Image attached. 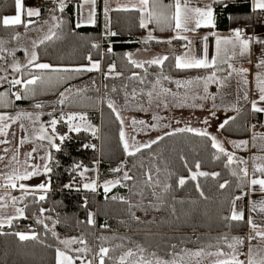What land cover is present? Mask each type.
<instances>
[{
	"label": "trees",
	"instance_id": "obj_1",
	"mask_svg": "<svg viewBox=\"0 0 264 264\" xmlns=\"http://www.w3.org/2000/svg\"><path fill=\"white\" fill-rule=\"evenodd\" d=\"M75 1L69 0L65 5L62 12L65 23L58 30L59 38H53L36 47L39 61L54 66H78L88 61L86 57L89 54L92 59L101 56L102 67L105 68L109 62H114L117 64V69L123 73L120 77L102 78L103 84L109 89L115 87V94L121 91L122 87L131 91L134 83L139 81L129 77L133 73L141 75L145 72L143 68L131 65L123 56L125 51L142 45L137 41L138 36L145 30L139 25V12L110 11L109 27L117 35L101 36L99 10L94 24L77 26ZM171 1L163 0V3L168 4ZM52 4V0H43L39 7L41 15L47 13ZM14 8V0H0V18L3 14L14 12ZM214 10L219 16L216 20L218 27L225 28L230 24L235 26L239 22H245V29L247 28L249 32L253 25L259 23L256 19L259 10H253L249 0H222L214 3ZM225 14H229V20L225 19ZM15 28L18 26H0V34L11 36ZM97 40H101L103 45L110 46L112 51L100 54L99 49L92 47L93 42ZM176 53L168 52L166 55H169V60L165 61L162 68L151 66L153 68L151 73L158 75L168 72L179 75L197 70L176 69L174 67ZM29 71L34 74L40 73V70L31 66L22 67L25 79ZM141 76L145 77V75ZM7 77L8 80L20 78L21 73L14 72ZM86 77H92L97 81L98 72L73 74L72 79L58 84L55 81L51 85L38 84L35 97L29 96L16 101L14 96H11L12 106L0 110L10 111L13 107L34 108L37 103L45 107H53L54 101L57 104L55 97L65 86L71 81H79ZM150 79L146 78L144 83L149 84ZM10 88L13 92V88L7 82H0V92ZM83 90L78 96L70 95V102H66L64 106L86 110L90 120L98 125L99 131L96 136L83 129L78 133L68 131L65 135L68 138L58 142L60 151L50 147L52 162L49 166L52 172L48 173L51 188L47 192V198L37 203L29 195L23 202H18L22 207L27 205L25 208L27 218H17L11 226L0 228V264H56L55 249L58 247L64 249V245L60 244L59 240L70 236L88 242L91 251L84 255L89 259H92L95 251L99 252L101 246L116 249L110 251L111 258L105 257V264H115L117 255L129 248L136 250L137 246H142L148 252H155L159 257L171 258L173 252L181 253L188 247H206L209 243H217L218 238L223 235L231 238L246 230V220L239 224L231 222L233 226L230 228L227 226L229 222L222 219L230 215L231 202L236 195L245 193L247 189V178L243 182L241 179V170L246 164L240 163L242 159L239 156H234L233 163L229 164L227 156L212 147L210 136H199L187 131L166 132L174 134L164 133L159 136L163 139L153 144L151 148L142 149L136 155L128 156L119 136L120 123L108 108L105 97L103 95L99 97L96 86H89ZM19 91H22V88ZM250 117L249 106L244 103L226 119L229 122L220 130L231 137H246ZM58 127L63 133L66 131L63 124H59ZM85 145H95V147H85ZM217 155L219 159H216ZM122 162L125 165L123 171H112ZM197 163L200 165L199 169L195 167ZM77 164L81 167L74 170ZM83 166H97L100 184L95 192L81 187L79 171ZM157 168L160 169L159 173L156 171ZM149 170L153 178L160 181V187L155 188V191L163 194L162 203L155 200L152 187L144 184L145 173ZM124 171L134 179L124 181L122 179ZM200 171L220 175L198 176L197 181L189 179L192 172ZM234 171L236 175L232 174ZM181 177L187 181L183 187L178 184ZM113 178L121 180V183L105 193L101 183ZM225 181H228L227 186L220 188L219 185ZM197 182L200 185L199 189L195 186ZM66 184H73V188H66ZM164 184L170 186L166 193L163 189ZM77 188L80 190L77 191ZM200 191H203V196L200 195ZM140 192H143V197L138 194ZM20 196L22 193L18 197ZM121 197L132 205H140L131 209L135 217H139V221L131 215L129 203L119 199ZM153 203H158L159 210L150 206ZM40 208L49 211L41 213ZM89 213L94 214L92 217L95 220L94 225L88 223ZM38 218L43 219L48 227L45 228L43 224L37 223ZM56 221L58 223H55ZM16 232H35L38 238L21 241L15 235ZM53 232L57 233L59 240L52 235ZM102 237L107 239H101ZM117 245L123 247L117 248ZM221 246L226 247L223 244ZM82 247L84 245L80 244V248ZM75 249L71 248L68 251L72 255H81L75 252ZM95 262L98 264V255Z\"/></svg>",
	"mask_w": 264,
	"mask_h": 264
},
{
	"label": "snow or ice",
	"instance_id": "obj_2",
	"mask_svg": "<svg viewBox=\"0 0 264 264\" xmlns=\"http://www.w3.org/2000/svg\"><path fill=\"white\" fill-rule=\"evenodd\" d=\"M222 2V0H211V2L204 7L199 6H190V0H172L171 3L164 4L163 0H135V2H131L129 4L118 5L116 9H110L108 7V0H105V16H108L109 11H138L141 13L139 25L141 28H147L150 23H155L157 28L160 31H173L175 35L167 40H161L152 35L149 32L148 37L144 40V43H148L149 41L156 40L157 43H171L174 39H179L185 41V43L181 46L184 51L182 54L174 56V67L179 70H188V69H204V70H212L209 75L206 76H196L192 79L184 80L183 82L177 80L175 81L177 87H185L189 88L193 85H197L199 83H203L204 92L207 93V87L209 83H219L221 87L225 85V82L230 79L233 74L239 75L242 78V82L244 85L249 83L247 79L248 69L240 67L236 68L231 61L236 58L237 55L245 56L250 52V45L253 43L252 38H244L242 36L241 29H234V38H216V48H215V58L210 59L208 50L205 47L201 50L200 55H196L193 53L192 41L187 35H183L182 33L195 32L201 27H210L215 28V20H214V9L212 7L213 3ZM16 14L12 16H5L0 18V26L9 27V26H19L24 25L27 29L30 25L37 23V21L32 20V17H40L41 10L38 7H25L24 0H14ZM97 0H83V3L79 5L81 9H83L84 5H91V9L88 12L87 23L94 24L95 23V6ZM65 8V0H60L59 2V11L63 12ZM254 8L258 10H264V0H255ZM55 11V10H52ZM26 14L27 20H22V15ZM53 23L49 26L47 33L43 36L42 39L37 43L33 41V49L38 47V44H44L46 41H50L53 38H59V34L56 29L60 28L65 21L61 20L59 17L53 15L52 16ZM44 24H48V21H43ZM79 26V25H77ZM110 36H116V32L108 31L107 33ZM215 35V33H213ZM13 39H19L20 34L14 33ZM207 40V37L203 38ZM256 43L264 44V41L257 40ZM7 43L4 39H0V53L7 52L10 56H15V51L9 50L4 47ZM228 45H231V54H229ZM92 47L94 49H98L99 44H93ZM239 49V51H237ZM27 51V49H25ZM109 52L112 51L111 48L108 49ZM169 55L156 56L150 60L138 61L133 59L131 54H127L128 62L136 68H144L145 64L147 65H155L159 67H163L165 61L169 60ZM86 59L89 61L86 65H78V66H54L50 63H41L39 61L38 53L33 50L30 53V57L27 61V64L21 65L19 61L14 60L11 64L12 69L21 73L20 78H13L8 80V77L0 76V82H7L12 88L16 86H22V91L11 92V88L7 91L0 92V108H8L12 106L13 101L10 99L11 96H14L16 101L25 99L29 96L35 97L37 95V85H51L53 81L57 84L60 82H67L68 80L73 78V74H81L83 72H91V71H100L101 63L99 60L93 61L91 54H89ZM0 60H7V56L0 55ZM223 65H227V68H224ZM29 66L40 70L39 74H34L33 72H27V76L30 78L25 79L24 73H22V67L28 68ZM259 67H264V59H261L259 63L256 65ZM0 71H6V69L0 68ZM145 72L147 73V69L145 68ZM218 72H227V75L224 77H219L217 75ZM55 74V75H53ZM120 77L123 75L121 72L116 71L115 63H112L108 66V70L105 73V79H108L110 76ZM162 76V74H161ZM164 80H168L169 77L162 76ZM129 79H136L139 83L143 84L145 77H140L138 73H133ZM239 83V82H238ZM255 86L259 92V101L264 102V73H259L255 76ZM107 87V85H105ZM127 87V86H125ZM157 87L160 90L157 92ZM83 89H71L66 88L63 92L59 93V99L57 103L59 105H64L66 102H70L69 93H71L72 97L78 96ZM112 91L115 92L116 88L113 87ZM132 97L135 98L137 96V90L133 89L131 93ZM148 97L147 103L151 104L154 99H158L160 104L166 108L168 106L166 102V97L171 95L174 99L179 97L178 93L172 92L169 88H163L161 86V78H157L155 83L152 85V90L146 93ZM128 93H125L126 104ZM163 97L164 99H160ZM187 93H185L184 97L178 99L179 104H183L187 100ZM196 98L195 96L193 97ZM209 97L207 95L200 96L199 99L206 100ZM244 98L247 99V90H245ZM211 99L213 102L215 101V96H212ZM158 104L157 106H160ZM107 106L111 111L115 114L116 119L119 121L121 125V130L119 133L120 139L123 143V149L128 156H134L139 153L142 149L151 148L153 144L158 143L159 140L163 139V137H158L155 140H151L147 143H137L135 142V138H133V143H129V140L126 137V133L123 129L124 119L120 115V111L116 108L115 101L109 99ZM202 106V105H201ZM35 108H42L43 105L40 103L35 104ZM141 110H143V106L139 105ZM213 107L216 105L213 103ZM252 108L256 112H264V108L257 107V101L252 102ZM238 110V109H236ZM215 115V113H212ZM49 115H52L49 113ZM68 122V129L70 132H80L82 129L84 131H90L93 136H96L99 129L91 124L88 119L87 113H76L70 112L60 117V120L65 119ZM154 119H159V117H154ZM27 120L31 123V129L26 127L22 122ZM57 118L53 117L50 121H48V127L44 125V123H40L38 127H35L37 121H39V115L36 114L34 116L31 112L26 111H18L15 115L9 114L7 112H0V145L10 144L11 141L7 139L9 135V130L12 127V124L16 122L20 123L21 131L25 133H30V135L22 136L19 138L17 150L12 154L11 158L8 160L4 166L10 167L12 165H19V167H12L11 172H0V178L4 180V183L0 184V188L4 189H16L17 187L22 192V196H10V193L5 191L3 196H0V211L6 209L9 205L6 203V198L10 196L11 206L15 207L18 202H23L29 195L33 197L34 202L45 201L47 198V192L51 188L50 178L45 182H41L35 185H29L27 183H23L24 181H29L34 178H38L42 175H47L52 172V168L49 166L52 162V155L50 152L45 151V155L40 157L41 160L47 161L43 165L38 163H33L32 161L36 158L34 156L35 153H38L41 149H45L47 147H51L56 149V151H60V145L56 144V139L58 138L61 142H63L68 137L65 135H58L56 133V125L60 122ZM75 122V123H73ZM228 120L223 121L219 128L223 129ZM204 123H208L207 119H205ZM133 126L145 125V121L133 120ZM49 127L51 128V132H49ZM152 127H156L153 125ZM142 130V129H141ZM176 132H193L199 136L208 137L210 134L206 130H199L191 127L179 128L175 130ZM174 133H166L165 135H171ZM13 137H15V132L12 133ZM212 141V147L218 149L219 153H224L227 156L228 163L232 164L234 161V156L232 153L226 151L223 147L222 143L217 140L215 136H210ZM255 139V137H254ZM35 141L47 142V145L41 143L37 144L35 147L31 149V151L24 153V159H20V151L19 148L22 147L26 143H33ZM236 144V146L247 145V141L232 142ZM85 147H95V145H85ZM10 151L8 148H4V155H0V163H4L7 153ZM216 159H219V156H216ZM258 160H264V157H256ZM240 163L247 164V161L241 160ZM124 163L122 162L120 166L112 169L114 172H121L124 169ZM142 166V165H141ZM81 165L77 164L74 166V170L80 168ZM135 167V165H134ZM197 169L200 168L199 163L195 165ZM22 169V170H21ZM85 169L84 171H87ZM157 173H159L160 169H156ZM191 171V170H189ZM255 171L264 175V164H258L255 166ZM242 172V182L248 177V169L247 167L241 170ZM236 175L234 171L232 173ZM79 175L81 177L84 176V172H80ZM218 177L219 173H207V172H192L189 179L193 181H197L198 176L207 177V176ZM145 185H150L153 189L152 195L155 197V200L159 203L163 202V194L157 193L155 188L160 187V181L158 179H154L151 170L145 173ZM122 179L124 181L133 180L134 177L129 175L127 171L123 172ZM186 179L181 177L179 178L178 184L180 187H183L186 183ZM121 180L115 181H105L102 185L104 192L108 193L111 188L115 187L117 184H120ZM251 186L252 192L256 191L255 186L259 185V191L264 193V178H255V176L248 181ZM228 184V181L220 184V188H225ZM197 189L200 188L199 183L195 185ZM66 188H73V184H66ZM81 187L85 190H89L95 192L97 190L96 180H91L88 183H83ZM169 185L164 184L163 189L166 193L169 189ZM77 191L80 188L76 189ZM39 193V195H37ZM141 197H143V192L138 193ZM251 193H244L242 196H237L234 198L232 203V210L229 216H225L222 219L228 221V227H232L233 224L231 222H236L237 224L245 222L244 212L242 210H238L236 207V201L242 200L244 195H250ZM200 195L203 196V191H200ZM113 199H117V197H113ZM124 200L123 197L119 198ZM125 203H129V212L131 215L139 221V217H135V214L131 212L133 207H140V205H132L130 202L124 200ZM182 202V201H181ZM85 206H87V200L85 199ZM153 208L159 210L158 203H153L150 205ZM25 207H15V216H3L0 215V226H3L7 223L11 226L13 220L17 218H27L25 215ZM259 207V212L264 213V199L257 203L256 201L252 202L251 212H256ZM39 211L44 213L49 211L45 208H40ZM173 213L175 212V208H172ZM94 216L93 213H89V224H95V220L92 218ZM50 219V217H49ZM37 223L43 224L45 228L48 227L47 224L44 223L43 219H37ZM55 223H58L56 221ZM247 226L250 229L247 237L241 236H232L229 238L227 235H223L221 238H218L217 243L212 244L209 243L206 247H201L197 250H189L184 249L182 253L173 252L171 254L170 259H164L159 257L155 252H148V250L142 246H137L136 250L131 248L124 251L118 257L115 258V264H204V261L208 257H212L211 264H264V217L257 220L254 217L250 216L246 221ZM105 227L107 225H104ZM16 236L19 237L21 241H26L29 239L36 240L38 238V234L35 232L24 233V232H16ZM52 235L59 240L57 233L53 232ZM101 239H107L106 237H102ZM245 239L248 241V248L244 250ZM258 241L257 244H251V241ZM60 244L64 245V249L56 248V264H75L76 260L81 259L82 255L87 254L91 249L88 248V242L82 238L78 239L76 237H72L70 239L59 240ZM74 244H82L84 247L77 248L74 251L81 254L77 256H72L69 254L68 250H71V246ZM226 245L222 247L221 245ZM117 248H122L123 245H117ZM175 248V246H173ZM211 249H215V251H211ZM116 249H109L107 247L101 246L98 252V264H105V257H109L110 251H115ZM244 256L245 259H241L240 257ZM111 258V257H109ZM96 257L93 259H87L86 255H84L83 264H94Z\"/></svg>",
	"mask_w": 264,
	"mask_h": 264
},
{
	"label": "crops",
	"instance_id": "obj_3",
	"mask_svg": "<svg viewBox=\"0 0 264 264\" xmlns=\"http://www.w3.org/2000/svg\"><path fill=\"white\" fill-rule=\"evenodd\" d=\"M42 1L43 0H41L40 3H35V0H29V1L24 0V4H25L26 8L27 7H38L39 8L40 5L42 4ZM52 1H53V4H52L53 7H55V10H57V12L59 13L58 14L59 16H57V14L55 16L59 17L61 20H64V18L62 16V12L59 11L60 0H52ZM68 1L69 0H65V5L67 4ZM82 2H83V0H76L74 2L75 24L76 25L89 24V23H87V17H88V12L92 6L90 5L88 9L84 8V7H83V9H81L79 7V5L82 4ZM131 2H135V0H131ZM210 2H211V0H190V6L204 7L205 5L209 4ZM249 2L251 5V8L253 10H258V9L254 8L255 0H249ZM129 3H130V0H108V7L110 9H114V8H117L118 5H124V4H129ZM14 5H15V3H14ZM52 5H51V7H52ZM212 7L214 9V3L212 4ZM104 8H105V0H97L96 6H95V13H96L95 14V20L97 18L98 10H99V19H100V28H101V34L100 35L101 36H108L107 33L110 29V27H109L110 11L108 12V16L106 17ZM49 10H50V8L48 9V11ZM48 11H47V13H45L44 15H41L40 17H32L31 19L39 22L38 24H44L43 21H45L46 17H47V19L52 18V14H48ZM15 14H16V9L14 8V12L3 14L2 17L12 16ZM140 16H141V13H139V20H140ZM218 17H219L218 14H216V12L214 10L215 28L201 27L200 29H198L195 32L182 33L183 35H187L191 39L194 54L200 55L201 50L206 47L208 50L209 58L210 59L215 58L216 38L217 37H221V38L232 37V38H234L233 30L239 29V28L236 27V25L233 26L231 24L229 25V27H225V28L224 27L223 28L218 27L216 25V20H218ZM27 19L28 18L26 16V14L22 15V20H27ZM225 19L229 20V14H225ZM110 31H112V30L110 29ZM149 32H151L153 36H155L161 40H167V39H169L175 35V32H173V31H169V30L160 31L154 22L150 23L148 25V27L145 28L144 32L138 36L137 41L142 45L140 47L135 48V49H129V50L125 51V54L123 56H127V54H131L133 56V59L137 60V58L139 57L137 52H139V51H147V52L152 51V52H156L157 55L162 54V56L166 55L168 52H175L174 49L177 52L176 55L183 53L184 49L181 47L185 43V41H183V40L174 39L171 41V43H157L156 40H152V41H149L147 44L144 43V40L148 37ZM213 33H215V35H213ZM242 36L244 38H252L253 43L250 45V52H249V54H246L245 56H242V57L237 55L236 58L231 61V63H233V65L236 68L243 67V68L248 69L246 76H247L249 83L247 85H244L242 82L241 76L233 74L234 76H232V79H230V82H228L229 84L227 85V86L233 85L232 91L230 88L229 93H225V94L221 93V95L217 99V101H219V102L218 103L215 102L216 107L213 109V112L215 113V115H213L212 114L213 112H212L211 117L218 119V121H220V124H221L224 120L231 117L237 111L236 109H238L242 104L247 103L249 106L251 117H250V121H249L248 135L246 137L236 138V137H231V136L225 135L221 132L219 125L217 126V129L214 128V130L219 132V134L215 135L216 138L222 143V145L226 149V151H228L229 153H232L233 156H239L242 160L247 161L246 167L248 169L249 175L247 177V189H246L245 193H251V194L250 195H244L242 200L236 201L237 209L242 210L244 212V217H245V220L247 221L250 216L254 217L257 220L264 217V213L259 212V207L257 208L256 212H251L252 202L256 201L257 203H259V201L264 199V193L259 191V185L255 186L256 191L252 192L251 186L248 183V181H250L254 176H255V178H264V175L255 171L256 165L264 164V160L256 159V157H258V156L264 157V112H256L252 108V102L253 101H257V107L264 108V102L259 101V92L255 86V76L259 73H264V67L258 68L256 66L261 59H264V44L255 42L257 40L264 41V22L253 25L249 32H248V29L246 28L244 31H242ZM204 37H207V40H204L203 39ZM108 47L110 48V46H108ZM227 47L229 48V54H231V45H228ZM237 51H239V49H237ZM93 60H95V61L99 60L101 63V68H100V71L98 72L97 81H95V79H93L92 77H86V78L79 80V81H73V82L71 81L60 92H63L66 88H71L73 90H75V89H86V88H89V86H92V87L97 86L98 82H100L102 84V78H105V73L108 70V66L114 62H109L107 64V66L105 68H103L101 56H99L98 59H93ZM148 60H150V59H148ZM21 61L24 62V53L22 55H20V62ZM39 62L46 63L45 61H39ZM88 63H89V61H87L81 65H86ZM25 64H27V62H25L23 65H25ZM223 67L227 68V65H223ZM197 70L200 71V70H204V69H197ZM116 71L120 72L117 68H116ZM206 71H208V70H206ZM194 72H195L194 74H199V73H197L198 71H194ZM102 74H103V77H102ZM113 76H110V77H113ZM27 78H30V77H27ZM21 88H22V86H21ZM245 90H247V99L244 98ZM97 92H98L99 97H101L102 93L98 90V88H97ZM70 95H71V93H69V96ZM59 98L60 97L58 94V96H56L54 100L58 101ZM202 101L203 100L200 101V104ZM203 106H205V105H203ZM211 108H213V106H211ZM11 110L8 113L12 114V115H15V113L18 111H26V112L30 111L29 108L24 109V108H16V107L15 108L13 107ZM39 111L41 112V117L39 114V121H37V124L44 123L45 126L48 123V121H46V118L49 114L46 115L47 113H52V116L57 118L58 120H60V117L62 115H65V114L70 113V112L87 113V116L89 118V115H88L89 113L86 110L79 109L76 107H69L68 108V107H65L64 105H59L58 103L56 104V101H54L53 107L43 106L42 108L39 109ZM257 115L259 116V118H257L258 117ZM22 122L25 124L26 127H29L28 124H26L27 123L26 120H24ZM20 123L21 122H16V123L12 124V127L9 130V135H8L7 139L10 140L11 143L0 145V155H4V152H3L4 148L10 149V151L7 153V156L5 158L4 163H0V172H11L12 167H19V165H12V166H10V171H9V167L6 168L4 166V164L8 162V160L11 158L12 154L17 150L19 138L23 136V131H21V129H20ZM73 123H75V122H73ZM59 124H63V126H65L66 131H64V133L59 131V127H58ZM92 124L98 128L97 124H95L93 122H92ZM35 127H38V126H35ZM56 130H57V133L59 135L65 134L66 132L69 131L68 122H67L66 118L63 120H60V122L56 125ZM199 130H201V129H199ZM13 132H15V137H13V135H12ZM207 132L210 134L209 131H207ZM218 135H220V136H218ZM210 136H212V135L210 134ZM224 136H226V137H224ZM254 137H255V139H254ZM240 141H247L248 143L246 146L241 145L239 147L236 146V144L232 143V142H237V144H238ZM44 142H46V141H44ZM44 142L35 141V142L31 143V146L35 147L37 144L44 143ZM55 142L58 143L59 139L57 138ZM26 146L27 145L24 144L22 147L19 148L21 160L24 157V153L27 152ZM33 147H29V148L32 149ZM43 150H45V149H43ZM85 169H88V170L84 171ZM81 172H84V176L81 177L83 179L84 178L87 179L89 174L94 175L96 183H97V187H98V185L100 183H99L98 177H97V175H98L97 166H83L81 168ZM45 177L49 180V175L47 174V175H42L38 178H34L32 180H29V181H24L23 183H27L29 185H35V184L44 182ZM2 183H4V180L2 178H0V184H2ZM5 191L10 193V196H14V194L21 192L18 187L16 189H7V190L4 188H0V196H3L5 194ZM243 194L244 193H240V194L236 195V197L242 196ZM10 196L7 197L6 201H5L6 203H8L9 206L6 209H3L2 211H0V215H3L5 217L6 216H15L16 215L15 207H19V206H15V207L11 206ZM5 226H8V224L5 223L3 226H0V228H3ZM246 226H247V224H246ZM248 231H250V229L247 226L246 232L248 233Z\"/></svg>",
	"mask_w": 264,
	"mask_h": 264
},
{
	"label": "rangeland",
	"instance_id": "obj_4",
	"mask_svg": "<svg viewBox=\"0 0 264 264\" xmlns=\"http://www.w3.org/2000/svg\"><path fill=\"white\" fill-rule=\"evenodd\" d=\"M83 3V2H82ZM90 5L85 4L84 8H89ZM55 10V7L50 6V10L48 11V14H52L59 16L57 10ZM45 21H48V24H38L34 23L32 25H30L27 29L24 27V25H19L18 28H15L13 30V34L14 33H19L20 34V38L17 39H13V34L11 36H5V35H1L0 34V39H4L5 41H7V43L4 45L5 48L9 49V50H13L15 51V56H10L8 55L7 52L4 53H0V55H4L7 56V60H0V68L6 69V71H0V76H8V75H13L14 74V70L11 67V64L13 63L14 60L19 61L20 62V55H22L24 53V62H20L21 65H23L25 62L28 61L29 57H30V53L33 50V41H36L37 43L39 42L40 39L43 38V36L47 33L49 26L53 23L51 18L46 17ZM59 28L56 29V31L58 32ZM94 43V42H93ZM25 49H27V51H25ZM174 51L176 52V50L174 49ZM147 51H139L137 52L138 54V58L137 60L139 61H145L148 59H152L156 56H162V54H158L156 52H147ZM133 57V56H132ZM125 58L127 59V56H125ZM95 61V60H93ZM116 68H117V64ZM153 66V65H152ZM104 68V67H103ZM145 68L147 69V73L143 72L141 75H145L146 78H151L150 79V83L149 84H141V83H134L132 90L136 89L137 90V96L135 98L132 97L131 91H128L126 88L122 87L120 90L118 91L117 94H115L112 91V88L109 89V87H105V84H102L100 82H98L96 88H98V90L102 93V95L105 97V101L108 103V100L111 99L113 101H115L116 104V108L120 111V115L123 117L124 119V125H123V129L126 133V137L129 140V143H133V138H135V142L143 144V143H147L150 142L151 140H155L157 139L159 136H161L162 134L166 133V132H171V131H175L176 129L179 128H186V127H191V128H195V129H201V130H206L209 131L210 134L212 136H215L216 134H219V132H217L215 129H217V126L220 125V121H218V119L211 117V113L213 112V108H211V106H213V103H218L219 101H217V99L219 98V96L221 95V93H229L230 92V88L232 91L233 85L231 86H227L230 82V79H232V77L230 79H228L225 82V85L223 87L220 86L219 83H209L208 87H207V93L204 92V85L203 83H199L197 85H193L189 88H185V87H177L175 81L179 80L181 82H183L184 80L187 79H192L196 76H206L209 75L211 73L212 70H196L198 71L197 73L199 74H194L195 72H190V73H185V74H170L168 72H164L162 73V76H167L169 77V79L171 81H167L164 80L161 76V73H159L158 75L152 74V67L150 65L145 64V67L143 68L145 71ZM104 72V71H103ZM140 75V77H142ZM217 75L219 77H224L227 75V72H218ZM234 76V75H233ZM103 77V74H102ZM161 78V86L163 88H169L172 90V92L178 93L179 97L178 98H173L171 95H168L166 97V102L168 104V106L165 108L163 106V104H160V101L158 99H154L152 101L151 104L147 103L148 101V97L146 95V93L150 90H152V85L155 83L157 78ZM19 78V77H18ZM168 79V80H169ZM14 90V88H13ZM160 90L159 87H157L156 91L158 92ZM15 92V91H13ZM125 93H128L127 96V101L128 103L126 104V97H125ZM185 93H187V100L181 105L178 103V99L184 97ZM207 95L209 98L206 100H203L200 104L201 99H199L200 96H205ZM196 97L195 99L193 97ZM212 96H215V101L213 102V100L211 99ZM160 99H164L163 97H161ZM215 103V104H216ZM158 104H160V106H157ZM139 105L143 106V110H141V108L139 107ZM202 105V106H201ZM205 105V106H203ZM15 108V107H14ZM25 109V108H24ZM30 111L27 112H31L34 114V116L36 114H40L41 117V112L39 111V109L37 108H29ZM10 112L9 110H0V112ZM12 111V110H11ZM49 113H47L46 115H48ZM52 114V113H51ZM52 115H48L46 118V121H49L52 119ZM154 117H159V119H154ZM43 119V118H42ZM89 119V118H88ZM205 119H207L208 123H204ZM133 120L136 121H140L143 120L145 121V125H135L133 126L132 122ZM27 121V120H26ZM45 121V120H44ZM89 121L92 124V121L89 119ZM28 126L31 128V123L29 121H27ZM153 125H155L156 127H152ZM35 126H39V124H36ZM46 127H48V123L46 125ZM142 129V130H141ZM120 130H121V125H120ZM49 132H51V128L49 127ZM57 133V130H56ZM68 132H66L65 134L62 135H67ZM58 134V133H57ZM26 135H30V133H25L23 132V136ZM59 135V134H58ZM220 136V135H218ZM216 137V136H215ZM226 137V136H224ZM218 140V139H217ZM60 141V140H59ZM41 144V143H39ZM43 144L47 145V142H44ZM56 144H58L56 142ZM27 145V152L31 151V148L29 147H33L31 146V143H27L25 144ZM50 147H47L46 150L41 149L37 154L35 153V159L33 161V163H38L43 165L44 163H46L47 161L41 160L40 157L45 155V151L49 152ZM24 159V157L22 158V160ZM9 171H10V167H9ZM81 172V169L80 171ZM45 180L47 181L48 179L45 177ZM82 184L83 183H88L91 180H95L94 175L89 174L87 179L86 178H80ZM118 180L117 178H113L110 180H106V181H115ZM105 181H103L101 184L103 185ZM22 192H18L17 194H14V196H19V194H21ZM16 206L22 207V205H20L19 203L16 204ZM14 221V220H13ZM250 231H248L249 233ZM27 233V232H26ZM248 233L246 232V230L243 233H238L235 236H241V237H247ZM72 238V236L70 237H66L64 239H70ZM258 241L253 240L251 241V244L255 245L257 244ZM248 241L247 239H245V244H244V250L246 251L248 248ZM71 248H80V244H74L71 246ZM198 248H184V249H189V250H197ZM226 248V247H225ZM63 249V248H62ZM183 251V250H182ZM211 251H215V249H211ZM98 252V251H97ZM96 251L93 253V257L97 256ZM124 251H122L120 254H122ZM182 253V252H181ZM70 255H72L71 253H69ZM118 254L117 257L120 255ZM72 256H77L76 254L72 255ZM92 257V259H93ZM87 258V257H86ZM164 258V257H161ZM241 259H245L244 256L240 257ZM89 259V258H87ZM164 259H170V258H164ZM213 258L212 257H208L205 261L204 264H211V260ZM84 261V256H82L81 259L76 260L75 264H83ZM94 264H97V262Z\"/></svg>",
	"mask_w": 264,
	"mask_h": 264
},
{
	"label": "built area",
	"instance_id": "obj_5",
	"mask_svg": "<svg viewBox=\"0 0 264 264\" xmlns=\"http://www.w3.org/2000/svg\"><path fill=\"white\" fill-rule=\"evenodd\" d=\"M40 1L41 0H35V3H40ZM256 19H257V22H259V23L264 22V10H259L258 11ZM236 27H238L239 29L244 31L245 27H246V23L245 22H239V23L236 24ZM93 44H99L100 47L98 49H99L100 54L108 52L109 47L106 46V45H103L101 40L96 41ZM20 88H21V86H16V87H14V91L15 92L19 91Z\"/></svg>",
	"mask_w": 264,
	"mask_h": 264
}]
</instances>
